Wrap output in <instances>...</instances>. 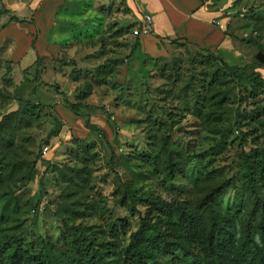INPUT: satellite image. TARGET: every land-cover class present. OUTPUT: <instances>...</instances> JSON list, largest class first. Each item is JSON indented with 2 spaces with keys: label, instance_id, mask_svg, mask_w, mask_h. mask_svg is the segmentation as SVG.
I'll list each match as a JSON object with an SVG mask.
<instances>
[{
  "label": "rangeland",
  "instance_id": "rangeland-1",
  "mask_svg": "<svg viewBox=\"0 0 264 264\" xmlns=\"http://www.w3.org/2000/svg\"><path fill=\"white\" fill-rule=\"evenodd\" d=\"M202 1L219 12L236 61L164 36L162 15L142 34L126 0H64L29 66L34 52L21 50L36 45L27 34L36 0H0V213L8 239L44 242L53 259L65 260L62 235L123 245L147 210L144 199L195 207L219 185L226 189L217 206L245 217L244 156L264 151V61L256 58L264 54V0ZM17 47L19 62L11 55ZM227 64L260 79L233 76ZM45 84L59 86L58 103ZM130 197L141 198L135 210Z\"/></svg>",
  "mask_w": 264,
  "mask_h": 264
},
{
  "label": "trees",
  "instance_id": "trees-1",
  "mask_svg": "<svg viewBox=\"0 0 264 264\" xmlns=\"http://www.w3.org/2000/svg\"><path fill=\"white\" fill-rule=\"evenodd\" d=\"M2 13L4 9L0 8V15ZM9 21L26 22L15 16H10ZM31 47L35 49L34 42ZM202 49L215 54L207 47ZM39 59L37 57L35 62ZM256 66L259 63L254 61L253 67ZM226 67L233 76L248 78L254 75L260 79L259 73L247 74L235 64ZM261 82L264 84L263 80ZM45 87L63 96L57 84H45ZM25 104L50 108L49 104L29 100ZM65 104L74 113L79 112L78 103L65 99ZM58 127L59 120L54 118V132ZM244 157L242 190L245 200L239 213L245 217L240 221L215 202L219 189H226V185L208 190L195 207L186 200L170 204L148 198L143 200L147 210L139 216L138 226L130 232L126 244L109 247L82 233L62 235L61 243L68 255L65 260H55L50 254L52 249L47 252L44 242L40 247L32 243L27 245L17 234L11 235L9 241L1 227L3 214L0 213V264H264V151L256 150ZM168 163L171 164V157ZM34 167L33 162L30 176ZM140 199L130 197L131 210H135V203ZM116 221L124 231L123 220ZM53 247L51 244L50 248Z\"/></svg>",
  "mask_w": 264,
  "mask_h": 264
},
{
  "label": "crops",
  "instance_id": "crops-1",
  "mask_svg": "<svg viewBox=\"0 0 264 264\" xmlns=\"http://www.w3.org/2000/svg\"><path fill=\"white\" fill-rule=\"evenodd\" d=\"M145 1V2H143ZM139 0V3L133 0H126L127 5L133 12H136L140 19L142 12L150 14L152 18L156 19L157 16L162 15L168 22V33L164 36H174L180 38V40H187L193 44H197L200 47H207L214 52H218L229 62H234L237 59L236 51L232 46V40L229 35L224 32L223 24L221 20H217L219 12L213 9L211 6L205 4L202 0ZM64 2V0H36L33 6L32 18L33 23L30 30L27 32L29 38L37 36L35 49L29 45H24L21 51L24 50L23 57L31 48L34 52V61L29 65H34L37 57L42 55V49L39 47V41H43L48 34L54 32V23L56 20V14L58 6ZM151 6V7H150ZM148 7V11L147 10ZM216 10V11H215ZM27 20V19H24ZM214 21H219L220 25H216ZM28 22V21H26ZM18 23V22H11ZM10 24V23H9ZM7 26V25H5ZM3 26L2 28H4ZM155 26V25H154ZM160 26V27H159ZM157 28H161V25L156 24ZM159 32V31H158ZM14 48L11 51V55L15 57V61L19 62L20 52ZM20 58V59H16ZM28 67V66H27ZM26 67V68H27ZM35 68V66H34ZM36 70V69H35ZM39 75L42 76L41 72ZM39 84L42 83L43 78L36 79ZM60 95L55 93L56 99L51 102H59Z\"/></svg>",
  "mask_w": 264,
  "mask_h": 264
},
{
  "label": "built area",
  "instance_id": "built-area-1",
  "mask_svg": "<svg viewBox=\"0 0 264 264\" xmlns=\"http://www.w3.org/2000/svg\"><path fill=\"white\" fill-rule=\"evenodd\" d=\"M214 23L216 25H220V22L219 21H214ZM151 24H152V17H151V15L148 14V13L142 14V17L140 19V24H139L141 26V33L142 34H148V33H150ZM43 149H44L43 150L44 152L47 151V147H44ZM38 209L41 210V208H38Z\"/></svg>",
  "mask_w": 264,
  "mask_h": 264
},
{
  "label": "water",
  "instance_id": "water-1",
  "mask_svg": "<svg viewBox=\"0 0 264 264\" xmlns=\"http://www.w3.org/2000/svg\"><path fill=\"white\" fill-rule=\"evenodd\" d=\"M256 58H257L259 61L263 62V61H264V54H262V53H257V54H256Z\"/></svg>",
  "mask_w": 264,
  "mask_h": 264
}]
</instances>
